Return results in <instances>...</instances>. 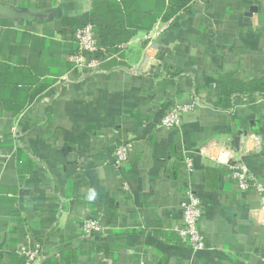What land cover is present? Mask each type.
I'll return each mask as SVG.
<instances>
[{
  "label": "crops",
  "instance_id": "crops-1",
  "mask_svg": "<svg viewBox=\"0 0 264 264\" xmlns=\"http://www.w3.org/2000/svg\"><path fill=\"white\" fill-rule=\"evenodd\" d=\"M90 5L0 0V264L33 246L34 264H264L263 195L232 175L264 188V0L163 10L96 72L73 68L63 31ZM176 103L181 124L159 128ZM188 190L197 250L177 233ZM87 218L106 229L83 236Z\"/></svg>",
  "mask_w": 264,
  "mask_h": 264
},
{
  "label": "built area",
  "instance_id": "built-area-1",
  "mask_svg": "<svg viewBox=\"0 0 264 264\" xmlns=\"http://www.w3.org/2000/svg\"><path fill=\"white\" fill-rule=\"evenodd\" d=\"M66 36L69 41L75 43L77 46V50L68 56L73 68L80 71L96 72L100 63L105 60L106 57L99 56L100 53H105V49L98 46L92 26L90 24L84 25L67 33ZM150 38L151 36H146V39ZM140 66L143 65L139 64L137 68ZM188 108L189 106L187 105L178 103L173 104L163 115L158 127L165 129L178 127L181 124L182 113ZM131 149V142L117 145L114 151V159L117 166H120L128 160ZM242 151L243 150L240 149V152ZM184 162L186 168L190 170L192 166L191 158L186 157ZM232 175L238 180V184L242 189L253 187L261 192L263 195L262 203L264 205V188L256 181L254 176L248 171V168L244 164L236 165L232 169ZM181 209L183 225L177 230L178 235L193 249L197 250L203 248L204 240L198 227V222L202 215L198 195H196L195 192L188 190L181 204ZM81 229L82 235L88 237L95 233L103 232L106 227L96 218H87L83 222ZM18 253L25 260L22 264H34L41 255L40 248L38 246L21 247L18 250Z\"/></svg>",
  "mask_w": 264,
  "mask_h": 264
},
{
  "label": "trees",
  "instance_id": "trees-1",
  "mask_svg": "<svg viewBox=\"0 0 264 264\" xmlns=\"http://www.w3.org/2000/svg\"><path fill=\"white\" fill-rule=\"evenodd\" d=\"M190 1L91 0L89 10L70 17L69 21L71 23L69 25H71V29L67 30L65 28L63 31L64 34L66 31L69 33L79 27L90 24L98 46L105 49V53H100L99 56L107 57L133 37L139 29L148 30L159 18L161 11L164 10L161 19L167 21ZM246 89V84H238V91H246Z\"/></svg>",
  "mask_w": 264,
  "mask_h": 264
}]
</instances>
